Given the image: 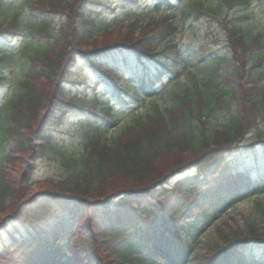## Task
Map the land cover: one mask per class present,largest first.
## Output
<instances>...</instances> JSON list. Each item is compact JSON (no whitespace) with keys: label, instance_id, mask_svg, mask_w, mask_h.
I'll return each instance as SVG.
<instances>
[{"label":"trees","instance_id":"trees-1","mask_svg":"<svg viewBox=\"0 0 264 264\" xmlns=\"http://www.w3.org/2000/svg\"><path fill=\"white\" fill-rule=\"evenodd\" d=\"M101 1H27L33 15L28 23L31 34L53 41L30 54L21 51L18 56L28 66L20 89L0 103V213L11 210L0 222V232L6 234L0 264H264L261 203H256L261 228L249 223L241 231L217 228L220 239L200 251V238L223 213L264 191V175L251 179L252 167L230 169L217 163L219 154L243 142L249 129L256 128L257 138L264 140V127L258 125L259 119L264 120V57L247 65L250 51L264 46L263 34L248 40L245 29L229 26L227 34L234 42L230 54L212 56L213 72L204 75L201 84L195 83L191 93H175L171 106H155L108 138L107 128L116 115L109 99L95 95L96 86L111 87L123 99L137 100L152 90L145 60L159 73L170 75H176L184 61L167 53L174 47L170 43L156 48L159 40L177 29L170 14L144 24L135 13L127 14L122 35L94 41V32L101 30L95 5ZM170 1L156 0L157 5ZM249 2L219 0L215 7H204L199 0L186 5L183 16L205 9L218 14L224 6L247 7ZM53 13L65 15L57 25L46 16ZM7 14L1 4L0 15ZM17 22L1 20L0 36L15 34ZM116 22L124 26V21ZM109 30L105 27L97 34ZM12 60V52L4 49L0 90L8 82L3 70L12 68ZM78 62L94 74L90 96L72 95L59 87L55 98H47L30 82L38 84L40 78L56 82L63 77L71 85L80 80L72 73ZM215 71H221L222 86L215 81ZM124 72L137 74V79L125 78ZM234 77L235 85L230 81ZM58 92L87 114L68 128L74 136L71 141L53 150ZM93 101L99 107L90 108ZM221 104L233 109L228 121L215 127L211 114ZM48 154L54 156L62 175L46 178L44 188L25 197L34 169L28 162ZM207 161L213 163L205 166L202 175L186 174ZM260 164L264 154L257 170L264 167ZM215 169L221 170L220 176ZM175 176L170 194L167 182ZM195 250L200 252L193 256Z\"/></svg>","mask_w":264,"mask_h":264},{"label":"rangeland","instance_id":"rangeland-1","mask_svg":"<svg viewBox=\"0 0 264 264\" xmlns=\"http://www.w3.org/2000/svg\"><path fill=\"white\" fill-rule=\"evenodd\" d=\"M27 1L29 0H0V5H5V11H8L6 16L0 15L1 20L16 18L18 24V31L15 34H10L8 38L0 37V54L4 49L7 52H12V68L3 70L6 73V84L0 90V103L5 98L11 97L17 90L20 89V82L24 79V73L27 69V64L24 62L25 58H21V51L27 53H33L34 49L47 45L53 41L52 38L38 37L31 34L28 29V23L33 15L30 13L27 7ZM31 1V0H30ZM36 1V0H32ZM125 0H102L100 5H95L97 11L95 15V21L99 25L101 30L94 32V41H100L103 39L111 40L116 37L117 34L122 35L126 29L127 21L123 20L127 14L135 13L139 17L140 23L144 24L152 20L156 23L159 18L165 15H172L173 21L177 25V29L174 33L157 42L156 48H163L168 43L174 45L167 53L170 56L174 54L178 55L179 59L184 61V64L180 66L179 72L176 75H170L163 71L158 72L157 67L154 64H150V61L145 60L150 65L148 70L149 76H151L152 90L144 97L133 100L130 98H124L120 100L115 95L114 89L111 87H99L95 95H99L102 99H112L110 105L112 106V112L116 115L115 122L107 128V137L113 138L120 133L124 128L130 125L133 119L137 116L147 115L155 106L160 109H164L172 105L173 97L175 93H191L194 90V84H201L203 76L207 75L211 71L213 72L214 63L212 56L215 54H230L229 46L234 42L230 41L227 28L231 25H239L242 29L248 32L247 39L250 40L257 33H262L264 36V0H250L247 7L224 6L218 14L207 12L193 13L190 16H183V11L186 10V5L193 4L199 0H171L167 3L158 4L156 0H128L124 8H120ZM203 2V6L215 7L219 0H200ZM186 6V7H185ZM35 7L41 8L39 4H35ZM93 7V6H92ZM197 14V15H196ZM44 16V14H43ZM50 19L53 20V24L57 25L65 16L62 14H47ZM244 16V17H242ZM118 19L124 21V26L121 28L117 23ZM127 19V18H126ZM51 20V21H52ZM107 27L110 29L106 34H97ZM116 27V28H115ZM115 28V29H113ZM264 42V37H263ZM264 57V46L258 50L253 49L250 51L247 57V65L253 63L258 57ZM74 74L79 75V79L76 84H69L64 82V78L57 79L56 82H50L47 79L40 78L39 83L35 84L32 80V86L37 93L47 96V98H55L57 90L62 87L63 91H70V93H81L85 97L90 96L92 90L93 74L78 62L73 69ZM125 78L131 77L132 80H136V75L124 74ZM215 81H218L217 85L222 82L221 71H215ZM65 77V76H64ZM60 80V81H59ZM121 85H124L123 79L118 80ZM231 82H237V78H231ZM59 83V84H58ZM57 85V87H55ZM57 88V90H56ZM56 90V91H55ZM59 93L58 109L56 110V117L54 119V144L53 150L57 149L62 143H69L74 137L69 132L68 128L75 125L80 118L86 117V111L72 106L71 102L61 96ZM85 93V94H84ZM101 105V104H100ZM99 107V103H91L90 107ZM232 107H226L221 104L211 114V124L215 127L222 125L231 115ZM47 110V101L44 104L42 113ZM92 118H94L92 116ZM258 125L264 127V120L259 119ZM257 129H249L244 134L243 142L233 145L230 150L221 152L217 157V163H226L230 166V169L242 170L244 167L250 166L252 170L256 168V164L261 162V157L264 154V140L257 138ZM81 138H77L76 143L81 144ZM238 144L240 146H238ZM213 161V160H212ZM207 161L199 163L197 167H194L187 171V175H202L205 170V166L213 163ZM56 159L52 154H48L42 158L28 162L33 165L32 180L27 187L24 196L33 195L39 189L45 187L44 180L48 177H60L62 171L56 164ZM0 165L2 163L0 162ZM264 165V164H260ZM257 169V168H256ZM261 171V172H259ZM216 176L221 175V170H216ZM260 175H264V167L261 170H253L251 172V179H257ZM178 179L177 176L168 180L167 189L171 194L174 182ZM230 181V180H229ZM168 192V193H169ZM18 197L21 196L19 195ZM24 199V197H22ZM19 200V199H18ZM256 203H261L264 206V191L257 196L253 195L250 198H245L242 201L235 204V206L229 208L225 213L221 215L200 238V251L203 250L206 245L214 240L220 239V230L217 228H224L226 232L244 230L247 224H254L257 228H261L260 214H258V208ZM11 213V210L5 209L0 213V222L4 220L5 216ZM6 237L5 230L0 232V247L1 240ZM199 250H195L193 253L197 255ZM192 262V261H191ZM168 264V263H166Z\"/></svg>","mask_w":264,"mask_h":264}]
</instances>
